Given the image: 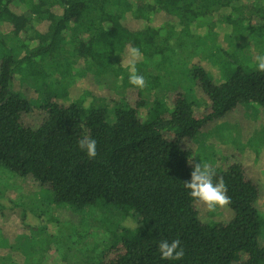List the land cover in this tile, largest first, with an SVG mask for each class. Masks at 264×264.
<instances>
[{
    "label": "trees",
    "instance_id": "16d2710c",
    "mask_svg": "<svg viewBox=\"0 0 264 264\" xmlns=\"http://www.w3.org/2000/svg\"><path fill=\"white\" fill-rule=\"evenodd\" d=\"M247 1L0 0V171L33 179L58 207L114 212L117 223L90 264H264L259 185L235 156L212 165L231 198L225 217L202 216L183 186L194 158L190 146L207 125L246 104L264 110V73L238 66L216 83L203 65L186 62L200 40L192 27L213 28L217 15L232 36L263 33L264 0ZM133 46L143 54L136 68L154 97L144 116L145 90L115 64L117 54ZM151 69L164 72L169 84ZM183 69L194 99L174 79ZM79 70L94 80L120 78L125 96L79 91L71 99ZM19 75L36 100L15 91ZM197 94L203 110H195ZM85 135L97 141L93 160L78 147ZM133 215L136 227L121 225ZM61 224L79 235L76 226ZM165 239L182 242V259L160 258Z\"/></svg>",
    "mask_w": 264,
    "mask_h": 264
},
{
    "label": "rangeland",
    "instance_id": "374dc122",
    "mask_svg": "<svg viewBox=\"0 0 264 264\" xmlns=\"http://www.w3.org/2000/svg\"><path fill=\"white\" fill-rule=\"evenodd\" d=\"M222 20L217 15L216 24L212 22L213 28L204 24L192 27L200 40L194 44L195 47L189 48L193 49L194 56L186 55L188 67L200 63L216 83L224 81L228 70L238 66L255 69V57L264 55V31L261 34H249L247 39L237 34L232 36L230 27L224 25ZM260 23L258 21L257 27ZM115 64L130 74L127 51L117 54ZM151 72L161 75L162 83L169 84L164 72L154 69ZM19 79L20 75L14 83L15 91L36 100L37 94L29 82L22 84ZM174 79L182 82L184 90L192 97L190 99H194L189 92L192 91L191 76L187 75L186 70L183 69V75H175ZM145 87L142 88L145 90V106L140 109L142 116L147 114L154 99L153 93ZM79 91H93L96 97L111 100L125 96L121 79L110 74L94 80L80 71L70 89L71 99ZM196 96L199 98L195 110H203L204 99L198 94ZM86 101V104L89 103L91 98ZM32 120L39 121L36 108H33ZM190 149L195 159L215 166H223L235 156L259 185L257 207L264 214V110L259 105H243L236 113L213 121L198 134ZM52 200L53 193L40 187L33 179L0 171V264H67L66 259L74 264L76 259H80L83 264H90L93 256L97 258L104 248L106 230L109 225L117 223L113 219L114 212L86 208L77 213L71 207H58ZM198 207L202 216L225 217L227 214L225 207L215 212H208L201 205ZM112 210L118 212L116 208ZM262 218L264 225V216ZM121 221L123 226L136 227L139 217L133 215ZM61 223L76 226L79 235L74 237L70 230L72 228L68 230V226ZM84 230H87L85 237Z\"/></svg>",
    "mask_w": 264,
    "mask_h": 264
},
{
    "label": "clouds",
    "instance_id": "9594fccd",
    "mask_svg": "<svg viewBox=\"0 0 264 264\" xmlns=\"http://www.w3.org/2000/svg\"><path fill=\"white\" fill-rule=\"evenodd\" d=\"M142 55L138 47H129L127 50L129 83L140 89L146 86L145 77L138 74L136 68V63ZM254 63L255 70L264 73V55H257ZM78 147L86 153L90 160L96 158L97 141L94 138L85 135L78 141ZM188 164L191 168L190 178L183 181V186L196 204L203 206L208 212H215L218 208H224L231 203V198L227 195V185L222 176L216 178V172L212 165L195 158L189 160ZM157 251L162 260L169 261L180 260L185 254L179 239H173L171 242L167 239L160 241Z\"/></svg>",
    "mask_w": 264,
    "mask_h": 264
}]
</instances>
